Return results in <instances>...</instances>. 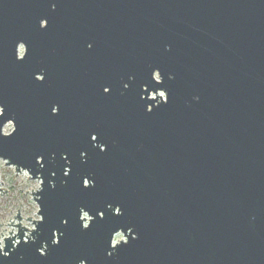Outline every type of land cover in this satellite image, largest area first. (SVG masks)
Here are the masks:
<instances>
[{
	"label": "water",
	"instance_id": "95a60500",
	"mask_svg": "<svg viewBox=\"0 0 264 264\" xmlns=\"http://www.w3.org/2000/svg\"><path fill=\"white\" fill-rule=\"evenodd\" d=\"M0 161V264H264V0H0Z\"/></svg>",
	"mask_w": 264,
	"mask_h": 264
},
{
	"label": "rangeland",
	"instance_id": "374dc122",
	"mask_svg": "<svg viewBox=\"0 0 264 264\" xmlns=\"http://www.w3.org/2000/svg\"><path fill=\"white\" fill-rule=\"evenodd\" d=\"M19 53L21 54V52ZM12 127V124L8 123L5 125L3 131L8 133L12 130ZM38 187L39 181L30 180L23 172L16 173L13 167H8L5 165L4 161H0V188L3 192L4 189L8 191L0 195V225L3 224L0 226V241L3 237L7 236L9 232L17 231V229L10 224L11 222L17 223V220H15L13 216L17 215L18 210L19 215L22 217L21 224L28 228H32L31 221H26L25 219H38L37 205L32 200L31 196L32 190L35 191ZM20 204L22 206H20ZM121 238V234L116 236V239Z\"/></svg>",
	"mask_w": 264,
	"mask_h": 264
},
{
	"label": "flooded vegetation",
	"instance_id": "af4514ba",
	"mask_svg": "<svg viewBox=\"0 0 264 264\" xmlns=\"http://www.w3.org/2000/svg\"><path fill=\"white\" fill-rule=\"evenodd\" d=\"M23 51H24V50H23V47H22V46H19V47H18V54H19V55H22V54H23ZM19 52H21V54H20ZM38 78L41 79L40 76H38ZM83 215H85V219H86V221L84 222V225L86 226L87 223H88V219H89V218L86 216V214H83ZM37 216H38V215H37ZM38 218H39V217H38ZM34 220H36V219H34ZM119 234H120V233H119ZM119 234H117V235H119ZM117 235L114 236V242H118V241H120V240L123 239V235H122V234H121V235H122V238H121V239H116V236H117Z\"/></svg>",
	"mask_w": 264,
	"mask_h": 264
},
{
	"label": "built area",
	"instance_id": "2783aa9c",
	"mask_svg": "<svg viewBox=\"0 0 264 264\" xmlns=\"http://www.w3.org/2000/svg\"><path fill=\"white\" fill-rule=\"evenodd\" d=\"M23 173H25L27 176H28V174L25 172V171H22ZM29 177V176H28Z\"/></svg>",
	"mask_w": 264,
	"mask_h": 264
}]
</instances>
